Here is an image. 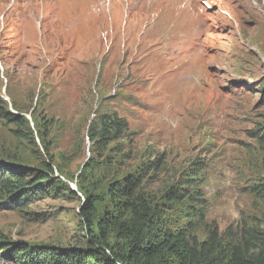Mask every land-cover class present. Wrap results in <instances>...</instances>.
I'll return each instance as SVG.
<instances>
[{"label":"rangeland","instance_id":"374dc122","mask_svg":"<svg viewBox=\"0 0 264 264\" xmlns=\"http://www.w3.org/2000/svg\"><path fill=\"white\" fill-rule=\"evenodd\" d=\"M0 108L27 120L0 117V165L50 162L77 191L85 166L108 153L94 151L90 125L116 113L129 124L117 173L161 159L155 191L198 165L205 223L233 241L264 232V199L252 191L264 182L252 134L264 123V0H0ZM100 195L99 215L109 205ZM10 196L0 191V246L69 248L97 234L80 192L18 210Z\"/></svg>","mask_w":264,"mask_h":264},{"label":"trees","instance_id":"16d2710c","mask_svg":"<svg viewBox=\"0 0 264 264\" xmlns=\"http://www.w3.org/2000/svg\"><path fill=\"white\" fill-rule=\"evenodd\" d=\"M9 116L27 125L25 116L0 108V117ZM127 130V120L116 113L102 115L90 125L88 137L94 151L102 157L108 153L103 161L85 166L77 180V191L53 177L50 162H44L45 169H33L18 161L0 165V191L11 195L10 206L14 209H22L45 194L80 192L84 195L80 212L86 226L89 230L94 225L98 229L97 234L91 230L86 245L69 248L6 240L0 246V263L264 264V232L247 229L233 241L221 234L216 223H205L207 201L198 165L188 167L176 181L155 191L148 181L161 171V159L148 160L136 172L124 176L117 173L115 170L126 156L119 140ZM252 134L264 154V123ZM23 136H27L24 131ZM113 173L115 178L108 181ZM252 191L264 199V182ZM101 192L109 205L99 215L96 213ZM202 227L207 230L204 240L198 235Z\"/></svg>","mask_w":264,"mask_h":264}]
</instances>
